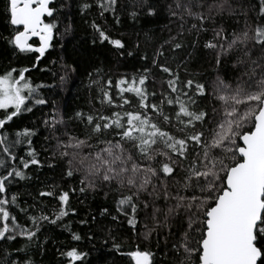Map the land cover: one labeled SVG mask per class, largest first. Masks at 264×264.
<instances>
[{
	"label": "snow or ice",
	"instance_id": "snow-or-ice-1",
	"mask_svg": "<svg viewBox=\"0 0 264 264\" xmlns=\"http://www.w3.org/2000/svg\"><path fill=\"white\" fill-rule=\"evenodd\" d=\"M95 3L100 16L110 13L117 25L122 13L135 25L166 11L169 35L156 42L151 29H141L142 48L140 32L129 45L92 22L98 34L93 45L107 42L119 56H137L142 70L115 82L105 79L102 69L89 73L90 86L98 87L101 108L76 111L68 118L81 126L78 133L69 127L56 102L41 95L43 85H34L26 77L28 67L0 74V150L7 156L0 159L4 169L0 242L8 245L18 237L26 242L14 251L0 250V264H35L28 249L38 245L43 223L56 224L76 213L69 201L77 188L57 192L58 185L53 184L38 193L58 201L52 215L39 208V215L28 216L31 228L13 215L9 206L17 205L18 197L8 195L9 184L30 179L25 170L45 163L52 169L62 165L61 178L77 183L80 193L116 194L117 215L108 208L101 214L111 215L113 221L123 217L135 237L147 245L137 244L134 250L121 253L131 264H264V0L255 8L251 0ZM66 7L63 0H6L11 33L3 39L19 53H37L35 67L55 47L58 33L63 37L72 31L71 20L63 13ZM92 7L85 0L81 11ZM172 24L176 25L174 35ZM205 33H211L202 44L212 57L209 63L215 76L211 81L187 72L191 52L176 59L186 51V41L187 47L196 49ZM33 38L38 46L30 43ZM76 71L75 66L62 63L58 83L47 87L66 89ZM36 106L51 110L41 119L47 132L44 161L33 147L39 125L24 127L11 139L6 128ZM104 106L111 111L105 114ZM23 145L28 146L27 159L15 152ZM17 162L22 168L14 166ZM20 211L27 214L28 210ZM71 238L82 239L76 233ZM153 243L159 252L152 250ZM112 247L119 252L121 245L113 238ZM61 255L68 264H85L88 253L73 247Z\"/></svg>",
	"mask_w": 264,
	"mask_h": 264
},
{
	"label": "trees",
	"instance_id": "trees-1",
	"mask_svg": "<svg viewBox=\"0 0 264 264\" xmlns=\"http://www.w3.org/2000/svg\"><path fill=\"white\" fill-rule=\"evenodd\" d=\"M58 3L61 0H57ZM68 4V7L63 8L64 16L70 18L72 23V31L63 37L58 33L54 38L53 49L40 60L39 64H35V56L37 53L22 54L14 50L3 37L11 33V26L6 19L5 4L6 0H0V74L13 67L22 69L28 67L30 71L26 73V77L30 78L34 85H43L39 89L41 95L56 102V107L68 120L69 127L75 132L81 131V126L75 120L68 118L73 116L76 111L91 112L94 108H101L98 96V87L90 86L89 73H93L95 69H102L104 78L111 77L115 82L123 75H132L141 69V60L137 56L127 57L119 56L116 50L113 49L107 42L100 44L99 41L93 45L92 41L98 34L91 27L93 21L101 25L112 38H121L131 45L137 40V32H140L139 40L143 48V33L141 29H151L155 33V41L159 42L168 37L169 31L165 27L167 24L166 11L162 12L158 17L141 20L137 24L128 17L127 13H122L120 16L121 23L115 24L112 15L105 13L104 17L100 16V9L96 6L95 0H88L93 4V7L86 12L81 11V5L85 0H63ZM163 3V0H161ZM253 7L259 3V0H251ZM255 14V12H253ZM64 16L61 19H64ZM235 26V22H229ZM228 27V24L225 25ZM169 27L175 34L176 25L172 24ZM63 31V28L60 30ZM211 33L202 34L200 43L196 49L187 47L186 51L179 52L176 59L180 60L186 57L187 52L192 53V59L187 63V72L194 74L195 78L200 80L211 81L215 73L210 67L212 57L207 54L208 50L202 47L206 38H210ZM38 46V41L34 40ZM151 47L148 52L151 53ZM52 61H56L53 63ZM62 63L71 64L76 67L77 71L72 76V83L61 90L59 87L49 88L47 85L58 83V75L60 65ZM176 66L175 64L173 65ZM181 76H185L184 68H180ZM74 85V86H73ZM115 89H112L115 94ZM213 101L209 100V105ZM43 111H40V109ZM105 114L111 111L110 108L104 106L101 109ZM51 110L47 106H36L33 112L24 113L19 118H14V122L6 126L9 138L11 139L15 132L22 130L24 127H30L33 124L39 125L37 136L33 137V147L41 153L39 158L42 161L46 160L44 146L47 143L43 137L47 135L41 124V119L47 118ZM28 146L23 145L17 147L15 152L18 156H23L27 159ZM0 159H6L7 156L0 150ZM56 163V161H52ZM17 167L22 168V165L17 162ZM62 165L55 169L49 168L45 163L44 167L30 166L25 170L30 176V179L17 180L9 184V193L17 195L18 203L15 206H9L13 215L17 216V221L28 228L32 227L29 215H39V208L44 210L45 214L52 215L54 209L58 207V201L52 197H40L39 191H48L50 186L55 184L58 187L55 189L59 192L61 189L70 190L77 188V191L70 193L69 206L76 210L75 215H69L62 221L56 224L44 222L40 232L37 233L38 245H33L28 249V255L35 264H68V258L62 256V252H67L73 247L81 252L88 253L85 258V264H131L127 253L134 250L139 244L141 248L147 245L140 239H137L129 226L121 217L118 221H113L111 215H117L115 212L116 194L109 192L107 196L102 192H84L80 193L78 184L70 182L69 178H61ZM4 169H0V174H3ZM21 208H26L27 214L20 211ZM103 208H108L111 215L101 214ZM96 219L93 220L92 217ZM54 218V217H53ZM86 220L87 224H82L80 221ZM79 234L82 239L79 241L73 240L72 234ZM113 238L115 242L121 245L120 251L117 252L113 247ZM163 237H161V247L163 246ZM107 241V243L105 242ZM26 242L23 238L17 241L9 242L4 245L0 242V250L8 247L9 251H14L16 246L23 247ZM153 251L159 252V249L153 243L151 245ZM17 256L23 253H16ZM79 264V262H78Z\"/></svg>",
	"mask_w": 264,
	"mask_h": 264
},
{
	"label": "water",
	"instance_id": "water-1",
	"mask_svg": "<svg viewBox=\"0 0 264 264\" xmlns=\"http://www.w3.org/2000/svg\"><path fill=\"white\" fill-rule=\"evenodd\" d=\"M34 40H36V38H33V41H34ZM33 41H30V43L33 42Z\"/></svg>",
	"mask_w": 264,
	"mask_h": 264
}]
</instances>
